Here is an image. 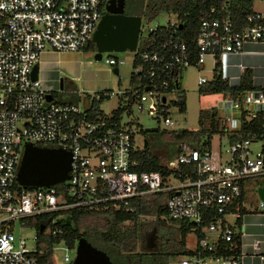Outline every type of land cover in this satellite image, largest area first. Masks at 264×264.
Segmentation results:
<instances>
[{"label":"built area","instance_id":"obj_1","mask_svg":"<svg viewBox=\"0 0 264 264\" xmlns=\"http://www.w3.org/2000/svg\"><path fill=\"white\" fill-rule=\"evenodd\" d=\"M260 1L262 8L252 7L238 25L227 14L202 18L190 40L179 35L176 16L145 33L140 21L125 85L94 92L97 102L113 94L120 98L116 108L102 113L97 104L91 105L92 98L83 107L48 98L50 90L30 71L43 50L83 49L107 0H0V264H37L42 252L57 249L63 263L70 264L77 239L63 236L66 209L131 210L130 198L153 192L166 193L165 216L172 220L198 225L210 218L193 251L179 255L176 264H241V254L233 252L234 223L237 206H243L244 182L264 177V124L261 132L249 130L234 141L220 140L215 149L209 143L179 142L163 173L138 169L135 150L140 146L122 113L133 106L172 127L169 113L178 107L174 91L181 69L203 63L205 56L221 64L225 54L240 52L247 42L264 43ZM104 61L116 68L124 63L113 55ZM115 73L119 79L118 68ZM205 80L199 75L196 82ZM219 93L224 108L234 107L241 114L235 124L222 109L220 124L228 120L229 128H238L243 120L264 119V86L236 95ZM252 141H258L256 148L250 147ZM25 142L67 149V178L48 186L19 184L15 172ZM258 206L264 212L263 200ZM38 214L49 216L36 225L26 221ZM25 228L33 230L30 238L20 234Z\"/></svg>","mask_w":264,"mask_h":264},{"label":"trees","instance_id":"obj_2","mask_svg":"<svg viewBox=\"0 0 264 264\" xmlns=\"http://www.w3.org/2000/svg\"><path fill=\"white\" fill-rule=\"evenodd\" d=\"M252 3L253 0H125L123 11L137 14L142 24L144 20L152 19L162 11L172 12L180 24L179 35L190 40L202 18L227 14L234 24L238 25L245 14L252 10ZM210 6L215 8L214 12L210 11ZM220 8H223V11L219 10ZM94 49V42L89 38L83 50ZM250 88L252 86L249 70L244 69L241 72L237 85H230L222 76L220 62L216 60L213 63L211 77L198 85L197 92L204 94L223 91L229 95H236ZM174 94L177 110L184 111L186 92L180 87L179 82ZM96 102L94 98L91 99V105H96ZM119 110L120 108L116 109L115 116ZM263 124L264 119L260 116L248 121L243 120L238 128L228 131L227 139L234 141L242 138L249 130L261 132ZM224 129L225 125L219 123L213 106L198 109L195 127L157 126V129L150 131L140 128L147 135L146 144L143 145L142 141L140 148L135 150V155L139 159L138 169H153L165 173V163L174 154L176 144L188 142L196 146L208 145L211 134L222 132ZM165 197V192L132 197L129 199V205L133 207L131 210L112 207L68 208L62 225L63 236L67 239L84 237L92 245L104 250L112 264H168L172 256L193 251L185 246V235L192 230L196 237L200 236L201 227L206 225L210 218L205 216L198 225L189 220H172L165 216ZM237 210L235 232L232 236L235 242L234 253H239L240 215L245 209L239 204ZM48 216V214L29 216L26 221L36 225ZM126 219H129V222L124 224ZM217 243L219 246L223 244L219 238ZM37 264H55L51 251L42 252L38 256Z\"/></svg>","mask_w":264,"mask_h":264},{"label":"rangeland","instance_id":"obj_3","mask_svg":"<svg viewBox=\"0 0 264 264\" xmlns=\"http://www.w3.org/2000/svg\"><path fill=\"white\" fill-rule=\"evenodd\" d=\"M262 3L260 0H253L252 7L254 9H261ZM175 19V14L172 12H160L157 16L152 19L144 20L142 24V33H145L148 28L153 27L156 24H164L167 21H173ZM78 53L73 55L74 59H78V63L75 65L84 66L85 72L82 74L80 72L79 78H71V75L67 72H64L65 68H62V75L65 80L70 79L69 82L63 84V89L56 90L53 88L52 96L55 100H71L79 102L81 107L87 105L90 99L93 97L94 92L101 90L102 88H110L116 90V88H121L125 85L128 72L130 69V62L132 58V53L130 50L124 49L120 51H101V56L98 59H93L92 54L94 50H74ZM67 54V55H66ZM69 52L65 53L63 57L68 56L70 58L72 55H68ZM78 55V56H77ZM108 55H113L118 59L124 60L123 64L118 65L119 79L116 73L112 71V66L108 65L104 58ZM67 58V59H68ZM211 57H206L204 61V67L199 69L194 65L186 66L181 69L179 84L180 87L185 90V110L178 111L173 110L169 114L173 119L172 127H195L197 125V112L199 108L202 107H211L212 103H216V110L223 112L235 119V124H238L241 118V114L234 107H223V104L220 102L221 94L219 92H212L206 97H198L200 95L197 92L198 84L196 82L199 75H204L205 77H210L211 71L208 70V67L211 66ZM75 62V60H74ZM87 65V66H86ZM52 86H55L56 83L51 82ZM57 88V87H56ZM51 89V87L49 88ZM227 95V94H225ZM174 94H168V98L173 97ZM99 109L102 113H109L114 108L120 104V98L117 94L110 95L108 97H102L100 101L96 102ZM209 107V108H210ZM246 116V115H245ZM127 121L132 124V127L135 129V144L137 146L142 145V137L147 135L145 131H141L139 128H144L145 126L158 125L159 127H165L164 124L159 121L157 118L147 114L144 111H138L133 106L130 107V112L122 113V121ZM222 119H220L221 121ZM225 121L223 120V123ZM227 122V123H226ZM225 122V128L228 126V120ZM226 130V129H225ZM219 134L213 133L209 138V145L215 149L216 144L219 142ZM258 141H252L250 147L256 148ZM264 184V177H251L244 182V200L243 204L246 209L262 211L258 206L259 198L256 194V187L258 185ZM148 218V217H147ZM145 218V219H147ZM228 219L232 220L231 216H228ZM142 220V218H141ZM264 220V219H263ZM125 222V223H124ZM124 224H127L129 221H124ZM20 234L23 237L30 238L33 234L31 228L21 229ZM196 242V235L194 231H189L185 235V246L189 249H193ZM29 243V242H27ZM62 251L57 249L52 252V260L55 264H64L61 258ZM178 255H174L169 260L168 264H176Z\"/></svg>","mask_w":264,"mask_h":264},{"label":"water","instance_id":"obj_4","mask_svg":"<svg viewBox=\"0 0 264 264\" xmlns=\"http://www.w3.org/2000/svg\"><path fill=\"white\" fill-rule=\"evenodd\" d=\"M125 0H107L105 11L101 14L91 34L95 49L93 59L101 56V51L132 50L135 47L140 17L123 11ZM117 68H112L116 72ZM30 75L37 77V64H33ZM62 87L61 81L59 88ZM51 97V93H47ZM157 126H145L143 130L150 131ZM146 137H143V145ZM70 153L58 146L35 145L25 142L21 157L15 172V179L22 185L48 186L67 178ZM256 194L264 201V185L256 187ZM39 230L42 224H39ZM70 264H112L104 250L97 248L80 236L76 240L74 255Z\"/></svg>","mask_w":264,"mask_h":264},{"label":"crops","instance_id":"obj_5","mask_svg":"<svg viewBox=\"0 0 264 264\" xmlns=\"http://www.w3.org/2000/svg\"><path fill=\"white\" fill-rule=\"evenodd\" d=\"M67 52H69L68 55H72L70 58H68V56L63 57V55ZM77 53L78 52L74 50L55 51L51 49H46L41 52L39 59L36 62L37 77L40 79L41 84L44 87L48 89L51 87V89H49L50 93L52 92L53 88H55L56 90L63 89V84H65V82H69L70 80V79L65 80V78L61 76L63 73L61 67L65 68L64 72H67L68 74L71 75V78L73 77L75 79L79 78L80 72L82 74L85 72L84 69L85 65L81 67L78 64L75 65V63H78V59L77 60L74 59L75 56L73 55ZM206 57L208 56H205V58ZM204 61L203 63L197 65L196 67L202 69L204 67ZM113 67L114 66H112V68ZM220 67H221L222 76L227 80L228 84L230 85H237L239 83L241 72L244 69H247L250 72L251 86L252 87L264 86V43L261 42L245 43L240 52L225 54L221 59ZM212 68H213V62L211 61V66L208 67V70L211 71V74H212ZM210 77L208 78L205 77V78L209 79ZM60 81L62 84L61 88H59ZM51 82H54V84L56 83V85L52 86ZM102 89H106V88H102ZM208 94L211 93L200 94L198 95V97L203 98L206 97ZM57 101H67V100H57ZM214 109L216 110V107H214ZM222 113L223 112L216 110V115L218 116V118L221 117ZM236 128L237 125L232 128L227 127L226 130L224 129V131L222 132H217L219 134L218 135L219 141L226 140L228 131L234 130ZM244 209L245 210L240 215L241 217V230L239 236V253L241 254L240 263L264 264V220H263L264 212L249 210L246 209L245 207Z\"/></svg>","mask_w":264,"mask_h":264},{"label":"flooded vegetation","instance_id":"obj_6","mask_svg":"<svg viewBox=\"0 0 264 264\" xmlns=\"http://www.w3.org/2000/svg\"><path fill=\"white\" fill-rule=\"evenodd\" d=\"M105 11V10H104Z\"/></svg>","mask_w":264,"mask_h":264}]
</instances>
